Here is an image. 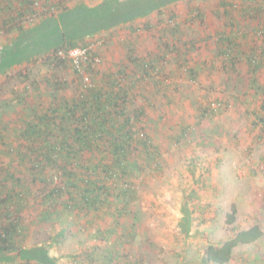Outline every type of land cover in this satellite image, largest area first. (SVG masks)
Instances as JSON below:
<instances>
[{
  "label": "rangeland",
  "instance_id": "1",
  "mask_svg": "<svg viewBox=\"0 0 264 264\" xmlns=\"http://www.w3.org/2000/svg\"><path fill=\"white\" fill-rule=\"evenodd\" d=\"M63 1L65 8L80 6L86 11L66 21L61 18V8L50 10L45 0H37L35 8L39 14L25 16L22 22L25 31L13 29L3 33L0 29V128L5 136L4 144H0V190L15 196V191L31 188V191H26L24 204L10 214V220L21 221L24 230H27L19 237L18 247L21 249L1 253L0 264H41L33 257V252L39 249L42 255L48 252L57 264H203L202 256L207 246L221 243L229 237L207 239L203 236H190L188 239L193 242L182 244L187 238L184 240L178 230L180 208L188 202L191 204L187 208L194 210L196 205L193 202L198 196L202 197V208L210 204L208 207L212 214L216 213L222 218H227L228 214L259 217L263 231L261 239L237 247L227 264H264V202L261 197L264 193V143L247 156V146L251 142V134L247 132L248 123L256 120L253 119L256 117L254 111L264 113V69L259 72V87L251 88L249 84L252 76H247L245 63L227 68L220 62L212 67L216 44L214 41H203L201 36L212 24L214 9L207 13L210 24L205 25V19L198 16L203 14L204 4L217 9L220 0H174L150 11L139 21L140 24L135 23L138 17L122 20L116 13L106 17L109 21L101 19L103 10L109 6L123 12L127 0ZM245 3L258 6L260 1ZM41 9H48V12H41ZM105 12L111 13L110 10ZM190 14H194V17L189 18ZM88 19L94 24L87 33L86 41L102 44L96 46L97 52L104 59L99 70L106 73L122 70L142 81L134 89L130 84L127 85L131 98L130 108L144 107L145 127L151 130L155 139L162 141V169L155 171L153 166L143 171L137 169L132 180L138 198L130 206L127 215L119 219L116 218V209L120 202L114 196L109 198L112 207L100 213L92 211L89 215L78 214L59 203V207L51 214L39 217L38 209L42 207L43 194L59 183L60 179L57 170L49 169L44 176L50 177V184L33 182L34 175L27 170L26 165L30 163L22 165L16 155L18 151H26L23 146L25 140L16 138L22 127L16 122L20 120V115L27 114L36 104L49 105L58 94L61 89L59 85L56 84L53 90L54 86L48 80L53 70L58 73V82L66 85V94L75 95L79 92L81 88L73 68L70 65L58 66L59 59L55 54L56 48L62 44L64 31L69 29L67 26ZM145 23L151 25L148 30L142 26L133 33L138 38L140 36L138 54H158L161 39L174 44L171 29L179 23L183 26L185 42L180 48L190 58V66L196 69L195 74L191 75L187 67L176 64L175 53L161 60L160 68L154 70L148 67L150 74L142 67L137 68L130 63L128 45L124 38L131 31L130 26L137 28ZM36 24L39 27L34 28ZM253 33L249 32L250 39ZM262 42L260 40L259 43L264 46ZM202 60H207V66H200ZM168 89L173 91L171 95L167 94ZM20 99L24 102H20ZM214 99L226 101L227 106L221 113L204 118L200 125L188 132L181 143L177 141L174 146L169 143L170 140L166 138L168 133L180 129L183 117L195 121L203 103ZM171 104L178 106L176 109L179 113L173 110ZM236 130H242L241 135L238 134V138L242 139L239 146L235 145ZM259 133L261 129L256 134ZM9 146L13 149L12 154L8 151ZM193 150L199 151L202 157L209 156L207 159L213 160V163L217 161L214 155L221 156L215 164L216 176L224 183L227 181L228 185L225 183L219 193L213 192V187H207V184L214 186V173L208 178L207 169L204 175L201 168H196V175L187 170L189 163L188 160L183 161V158H188ZM216 150L218 154H215ZM203 168H207V165ZM9 172L16 174L19 181L8 180ZM193 180H196L195 183H192ZM231 182L233 187L229 184ZM2 197L0 195V199ZM204 209L199 212L206 214ZM124 224L128 231H133L131 237L124 234L121 227ZM62 228L65 229L60 235Z\"/></svg>",
  "mask_w": 264,
  "mask_h": 264
},
{
  "label": "trees",
  "instance_id": "2",
  "mask_svg": "<svg viewBox=\"0 0 264 264\" xmlns=\"http://www.w3.org/2000/svg\"><path fill=\"white\" fill-rule=\"evenodd\" d=\"M172 1L174 0H127L123 12L109 6L103 10L104 14L101 19L107 20L106 17L112 16V13L120 15L122 20L145 16L150 11L161 8ZM228 1L221 0L220 4L225 8ZM254 1L259 3L260 0ZM36 2L37 0H0V29H2L0 31L3 33L13 29L20 32L25 31L26 27L22 23L25 16L39 14L35 8L37 7L35 6ZM44 3L50 7V10L61 8V18L66 21H71L72 18L86 11L80 6L74 9L65 8L63 0H45ZM255 8L250 13L246 7V12L249 13L247 16L249 18L252 16L257 26H260V22L264 23L263 0ZM109 10L111 13L105 12ZM41 12H48V9H41ZM223 15V17L232 16L231 11L226 10ZM172 17L174 18V16ZM199 17L203 19L204 15L200 13ZM216 17L219 18L220 14L217 13ZM93 24L88 19L80 24L67 26L69 29L64 31L62 44L58 49L56 48V51L68 50L77 46H89L91 43L86 41V38ZM234 24V22L230 23L231 26ZM142 26L148 30L151 25L146 23ZM36 27L39 26L36 24L34 28ZM182 27L177 23L171 29L174 44H171L169 40L161 39L162 45L158 54L148 53L147 56H141L137 52L140 36L138 38L133 34L139 30V27L130 26L132 32L129 31L124 38L125 44L128 45L129 53L127 55L130 63L135 64L137 68L142 67L146 73L150 74L148 67H152L154 70L160 68L161 60H165L167 55L175 53L176 64L187 67L186 69L191 75L195 74L196 69L190 66V58L180 48L182 43H185ZM258 30H260L258 27L252 30L254 32L251 34L252 45L248 47L242 41L239 42L238 37L233 34L224 35L228 30H224V34H219L214 41L217 48L212 67L220 62H223L227 68L245 63L247 76H252L249 86L251 88L259 87V72L264 68V46L259 42L260 40L264 42V35L258 36L256 34ZM125 31L128 30L125 29ZM95 54V49H91L90 55L94 56ZM147 57L148 59H146ZM56 58L59 59L58 66L70 65L68 60L57 56ZM201 65L207 66V60H202ZM99 67L91 64L88 68L86 74L93 81L94 86L87 92L82 89L83 76L76 74L78 86L81 89L75 95H68L64 92L66 85L58 82V73L53 70L48 80L50 79V83L54 86L53 90H55L56 84L59 85L60 93L58 92L47 106L36 104L27 114L20 115V120L16 122L22 126L16 138L26 142L25 145L22 144L26 151H18L16 155L22 165L30 163L26 165L28 166L27 170L34 175L33 182L50 184V177L44 176L49 169L57 170L60 179L59 183L54 184L43 194L42 207L38 209L39 217L51 214L54 209L59 207V203H62L67 209L77 211L78 214L89 215L92 211L100 213L112 207L109 198L114 196L120 204L122 202L116 209V218L119 219L121 216L127 215L131 204L138 198L137 188L132 180L138 172L137 169L143 171L146 168L152 169V166L155 171L162 169L163 161L161 159L164 147L162 141L155 139L151 130L145 127L144 107L133 110L130 108L131 98H129L127 85L130 84V87L134 89L142 84V81L132 77L133 74L122 70L106 73L99 70ZM20 100V102H24L23 99ZM213 102H218L219 106L213 107ZM226 106V101L220 99L204 102L198 115L199 124L204 118L214 117L221 113ZM254 114L257 120H255V125L260 126L263 135L264 113L254 111ZM4 138L0 128V144H4ZM8 149L12 154V147L9 146ZM193 164L189 169L192 174L197 168L196 163L193 162ZM203 167H201L202 171L206 169ZM7 179L19 181V177L10 172ZM27 189L31 191V188H23L15 191V196L9 192L5 194L0 190V195H3L0 199V254L21 249L18 247L19 237L24 234L25 230L21 221L10 220V214L14 209H18L24 204ZM64 197L67 198L63 199ZM234 220L235 214H228L227 222L231 223ZM262 236L263 231L259 225L240 230L234 237L221 243L209 244L202 256V263L227 264L231 261L238 245L254 243ZM33 253L34 259L41 264H57L56 260L49 257L48 252H44L42 255L39 249Z\"/></svg>",
  "mask_w": 264,
  "mask_h": 264
},
{
  "label": "crops",
  "instance_id": "3",
  "mask_svg": "<svg viewBox=\"0 0 264 264\" xmlns=\"http://www.w3.org/2000/svg\"><path fill=\"white\" fill-rule=\"evenodd\" d=\"M248 1H252V0H229L227 3V6H225V8H224L220 4L221 3V0H220L219 5L217 4L218 5L217 9H216V7L214 8L213 6L207 7L208 4H204V6L202 7V12H203L204 19H205L204 20L205 25L211 23L209 21L210 17L208 16L207 13L209 11L212 12L213 9H214L213 10L214 12H213V15L211 16L212 24L209 26L210 27L209 30L208 31L206 30L207 32L203 31V35L201 36L203 41L213 42L217 39V36L219 34H224L223 31L228 30V31H225L226 34H224V35L228 34L230 36L233 34L235 37H238L237 39L239 40V42L242 41L244 43V45H247V46L252 45L251 44L252 40L249 38V36H250L249 32L252 31L255 27H257V24L254 23V18L252 16L250 18L247 16L249 13L246 12L247 11L246 7H248L249 12L252 13L253 8L258 7L259 4H258V6L246 5L245 2H248ZM235 3H239L238 8L233 7L235 5ZM180 9H182V8H180ZM255 9H257V8H255ZM225 10L231 11V15H232L231 17L232 18L229 16L223 17L224 16L223 12ZM217 13L220 14L219 18L216 17ZM194 14H190L189 18H193ZM145 17L146 16H138L139 20H136L137 22H135V23H139V21H141V19H143ZM231 22H234L235 24L233 26H231L230 25ZM262 23L263 22H261L260 24H262ZM139 28H142V25L139 26ZM207 38L210 40H208ZM200 66H202V65H200ZM263 69L264 68H262L260 70V72ZM172 92L173 91L168 89L167 94L171 95ZM171 105L174 107L173 110L175 112L179 113L178 109H176V108H178V106H176V105L174 106V104H171ZM183 118H184V120L181 122L182 126L180 127V129L178 131L168 133V136L166 137L168 140H170L169 143H172L173 146L176 144L175 142H177V141L181 143L182 140H184L185 137L188 136V132L191 131V129L193 130V128L195 129L194 126L200 125L198 122V118L195 121H193L192 119H190V121H188V119L186 117H183ZM253 119H255V118L253 117ZM256 121L251 120L250 123H248L249 130L247 132H248V134H251V142H249V144L247 146V156H250L253 153V151H256L257 147L261 146V143H264V135L261 136L260 133L258 135L256 134L257 131L259 132V130L261 129L260 126L255 125ZM241 133H242V130H236L235 145H237V146H239V144L242 140V139L240 140L238 138L239 135H241ZM245 139H246V137H245ZM176 150H178V149H176ZM212 153H214V151ZM216 153L218 154V150H216L215 154ZM206 155H209V154H206ZM211 156L212 155H210V157ZM207 157H209V156H203L202 157L199 154V151L193 150L191 152V154L188 156V158H183V161L188 160V163H189L187 165L188 171L194 165L193 162L196 163L197 170H201L200 169L201 167L207 165L206 169H207L209 175H207L206 177L209 178L210 174L212 175L214 173L213 180L215 183L214 186H210L207 184V187H213V192L219 193L221 188L224 187L225 183H226L225 185H228L227 181H225V183H224V181L222 179H220L216 176L217 165H215V164H217L219 162L221 156H215L214 155L213 157H215L217 160V161L214 160V161H216L214 163H213V160H208L209 158L207 159ZM176 158H177V160L179 159L178 157H176ZM201 162L203 163L202 165H201ZM177 163H179V161H177ZM197 170L194 173L195 175L197 173ZM201 173L204 175L205 174L204 170ZM195 181L196 180H193L192 183H195ZM210 182H212V181H210ZM196 184H198V181ZM196 184H194V185H196ZM229 184H232L231 185L232 187L234 186V184L232 182ZM199 186L200 185H198V187ZM195 193H198V191ZM194 197L195 196H193L192 198H194ZM194 200L195 201L193 203H195V205H196L194 207V210H190L187 208V206L191 204L188 202H185L183 207L180 208L181 214H180V218L178 220V228H179L178 230H179V233L180 232L182 233L184 240L187 238L185 240L186 242L182 243L183 245L186 243L188 245L191 242H193L191 239H188L190 236H203L204 238L206 237L207 239L208 238L209 239H211V238L219 239L221 237L225 238L227 236L230 238V237H234L237 234V232H239L240 230L249 229L252 226L259 225V217L258 216L254 217L253 215L250 218H247V217H244L241 215L240 216L236 215L235 220L231 223H228L227 218H222L221 216H217L216 213L212 214L211 210L208 207V205H210V204H208L206 207H204L205 209L202 208L201 203H203V200H202L201 196L196 197ZM135 201H133V203ZM121 204H122V202H121ZM202 209L207 211V213L206 214L200 213L199 211ZM134 216L138 217V214L134 213ZM137 225L138 224L136 223V227H137ZM121 227L123 228L124 234H127L128 237L132 236L131 233H133V231L132 232L128 231L125 224L121 225ZM64 229L65 228H62L60 230V232H59L60 235L63 233ZM201 231H203V232H201ZM224 231H226V233ZM223 232H224V234H223ZM180 239L182 240L183 238L181 237ZM242 245L244 246V245H248V244H240L237 247H240Z\"/></svg>",
  "mask_w": 264,
  "mask_h": 264
},
{
  "label": "built area",
  "instance_id": "4",
  "mask_svg": "<svg viewBox=\"0 0 264 264\" xmlns=\"http://www.w3.org/2000/svg\"><path fill=\"white\" fill-rule=\"evenodd\" d=\"M239 3H235L233 7L238 8ZM264 6V2H263ZM260 30L256 32L258 36L264 35V27H259ZM98 45H102L101 42L92 43L87 47L77 46L74 48H70L68 50L60 49L57 52V56L59 58H62L64 60H68L71 67L73 68L75 74L82 75L83 81H82V89L87 92L90 88L94 86L93 81L88 77L87 71L90 65L94 66H101L103 64V58L101 53L97 52ZM95 49L96 54L94 56L90 55V50ZM214 64V63H213ZM124 83V81H122ZM213 107H218V102H213ZM262 200L264 202V193L262 194ZM264 212V208H263Z\"/></svg>",
  "mask_w": 264,
  "mask_h": 264
}]
</instances>
